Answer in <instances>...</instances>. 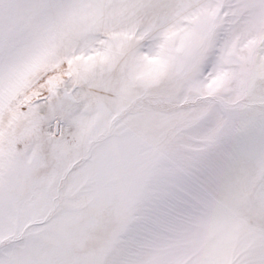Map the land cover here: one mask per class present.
<instances>
[{
  "label": "snow or ice",
  "instance_id": "6c2138e0",
  "mask_svg": "<svg viewBox=\"0 0 264 264\" xmlns=\"http://www.w3.org/2000/svg\"><path fill=\"white\" fill-rule=\"evenodd\" d=\"M0 264H264V0H0Z\"/></svg>",
  "mask_w": 264,
  "mask_h": 264
}]
</instances>
